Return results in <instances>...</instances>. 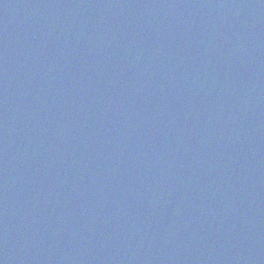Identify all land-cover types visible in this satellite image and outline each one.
Returning <instances> with one entry per match:
<instances>
[{
  "label": "water",
  "instance_id": "1",
  "mask_svg": "<svg viewBox=\"0 0 264 264\" xmlns=\"http://www.w3.org/2000/svg\"><path fill=\"white\" fill-rule=\"evenodd\" d=\"M0 264H264V0H0Z\"/></svg>",
  "mask_w": 264,
  "mask_h": 264
}]
</instances>
